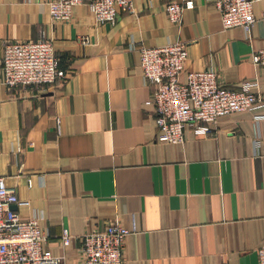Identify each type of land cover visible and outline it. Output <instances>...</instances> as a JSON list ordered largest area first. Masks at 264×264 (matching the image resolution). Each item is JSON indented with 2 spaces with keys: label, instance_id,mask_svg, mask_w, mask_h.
<instances>
[{
  "label": "crops",
  "instance_id": "0c3cea01",
  "mask_svg": "<svg viewBox=\"0 0 264 264\" xmlns=\"http://www.w3.org/2000/svg\"><path fill=\"white\" fill-rule=\"evenodd\" d=\"M49 0H0V173L15 187L16 211H44L48 246L69 264L80 235L118 213L130 230L123 264H258L264 238L263 108L221 115L213 134L183 127L184 141L156 138L154 86L145 84L139 54L146 46L186 43L185 73L213 68L229 89L255 74L251 56L264 45V0L255 22L224 29L212 0H193L182 24L170 22L167 0H132L113 23H97L86 4L53 20ZM51 37L66 76L57 84L6 86L4 41ZM86 35L89 43L78 40ZM264 93V75L258 76ZM260 146H253L255 133ZM31 183L29 185V179ZM62 225L73 234L61 246Z\"/></svg>",
  "mask_w": 264,
  "mask_h": 264
},
{
  "label": "built area",
  "instance_id": "2783aa9c",
  "mask_svg": "<svg viewBox=\"0 0 264 264\" xmlns=\"http://www.w3.org/2000/svg\"><path fill=\"white\" fill-rule=\"evenodd\" d=\"M219 11L224 29L240 26L250 39L255 22L253 0H212ZM53 20H68L72 7L84 3L97 23H113L120 10H132V0H49ZM167 19L182 24L183 10L193 8V0H167L164 4ZM83 44L86 35H79ZM130 49L139 54V68L145 84L154 86L149 101L154 105L156 138L168 143L184 141L183 127L189 125L195 134H213L221 115L234 111L264 107V93L259 89L258 76L264 75V45L253 50L255 67L252 78L241 80L237 89L220 82L213 68L184 71L187 58L185 41L174 40L153 46L130 42ZM3 83L8 86L57 84L66 72L59 66L51 37L42 31L36 39L4 41L2 55ZM257 122L264 113H254ZM253 146L259 150L260 136L256 132ZM31 178L29 179V185ZM18 195L8 186L0 173V264H69L63 255H54L48 246L49 230L41 225L45 218L42 209H35L24 218L12 206ZM104 225L90 226L80 235V257L74 264H123L124 241L134 232L125 228L117 212ZM61 246L68 245L73 234L62 225ZM258 264H264V238L256 248Z\"/></svg>",
  "mask_w": 264,
  "mask_h": 264
},
{
  "label": "water",
  "instance_id": "95a60500",
  "mask_svg": "<svg viewBox=\"0 0 264 264\" xmlns=\"http://www.w3.org/2000/svg\"><path fill=\"white\" fill-rule=\"evenodd\" d=\"M13 209H15V204L12 206Z\"/></svg>",
  "mask_w": 264,
  "mask_h": 264
}]
</instances>
